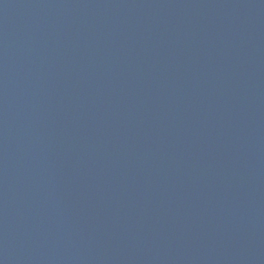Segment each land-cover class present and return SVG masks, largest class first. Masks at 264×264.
<instances>
[{"label":"water","instance_id":"1","mask_svg":"<svg viewBox=\"0 0 264 264\" xmlns=\"http://www.w3.org/2000/svg\"><path fill=\"white\" fill-rule=\"evenodd\" d=\"M0 264H264V0H0Z\"/></svg>","mask_w":264,"mask_h":264}]
</instances>
